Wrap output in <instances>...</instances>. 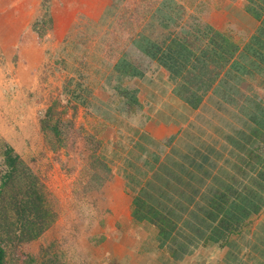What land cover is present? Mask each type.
<instances>
[{"label": "rangeland", "instance_id": "1", "mask_svg": "<svg viewBox=\"0 0 264 264\" xmlns=\"http://www.w3.org/2000/svg\"><path fill=\"white\" fill-rule=\"evenodd\" d=\"M118 2L0 0V137L41 176L58 215L50 230L38 240L23 245L21 250L40 261L50 257L49 249L60 264H104L108 251L122 257V248L117 247L116 251L110 248L115 247L116 238L111 236L109 240V233L105 234L112 210L107 208L109 201L103 199L117 193L107 186L108 177L128 173L130 179L141 181L140 185L129 187L134 190L132 197L145 200L148 185L154 187L150 194L154 206L159 203L158 207L169 213L184 239H193L175 264H220L221 241L209 237L215 227L222 228L223 216L224 221L229 220L228 210L236 214L237 204L230 194L235 195L243 188L240 179L245 171L240 167L243 162L246 167L248 163L255 164L264 175V145L255 143L253 136L254 132L264 131L259 124L264 120V73L261 72L264 64L249 52L254 49L247 40L252 28L244 33L237 26L226 30L238 49L219 69L218 77L204 94L196 85L191 87L192 92L202 95L196 108L185 113L180 105L186 103L176 94L190 65L173 82L165 70L153 65L139 82L126 79L120 84L131 89L135 81L141 89L142 105L132 113L122 109L118 92L113 88L118 84L113 65L129 51L127 46L137 38L136 34L153 39L168 37L173 26H161L163 19L167 22L180 15L181 22L196 19L204 23L205 3L204 0ZM42 17L50 19L51 24L45 25L41 44L20 46L23 33ZM53 18L60 29L73 20L63 39L54 31L51 38L47 36ZM204 45L198 41L197 51ZM217 53L214 60L219 61L221 53ZM232 89L238 90L233 103L226 97V94L233 96ZM98 97L107 99L109 106H95L94 112L92 107L85 110L82 103H93ZM54 104L59 114L51 123L57 125L59 138L53 133L45 137L40 125ZM173 118L176 123L172 122ZM149 123L162 127L181 124L186 129L183 139L190 143V149H168L172 142L166 144L167 149H154L151 141L149 149H139L135 141L145 140L138 139L136 133ZM114 126L128 135L126 144L132 149L118 151L112 140L103 138L110 131L108 127ZM259 178L263 184V177L256 176L254 180ZM226 184L232 190L227 203L226 199L223 202L222 194ZM249 189L254 192L241 198L240 213L249 203L259 202L264 208V202L253 196L259 195L255 194L256 185ZM259 197L263 199L264 195ZM205 209L219 211L217 217L208 218ZM246 221L243 219L241 225H247ZM186 222L190 225H184ZM143 232L139 227L136 235L129 233L133 236L130 245L133 251L137 247L140 255L148 252L141 249L145 241ZM176 237L175 242L181 243L182 238ZM170 253L168 250L159 264H170ZM136 258L132 263L145 262V257Z\"/></svg>", "mask_w": 264, "mask_h": 264}, {"label": "trees", "instance_id": "2", "mask_svg": "<svg viewBox=\"0 0 264 264\" xmlns=\"http://www.w3.org/2000/svg\"><path fill=\"white\" fill-rule=\"evenodd\" d=\"M47 23L50 26L51 21L50 19L45 20L44 17L35 22L29 30L23 33L20 46L40 45L46 33L45 25ZM169 25L173 26V30L170 31L168 37L162 35L163 37L159 39H153L152 36L145 37L141 34L132 42L130 41L127 46L129 51L125 53L123 58L117 59V62L113 65L114 80L118 83L115 86H119L116 87L118 88L116 92H118L119 102H121L123 110L133 113L140 103L138 102L136 90H131L120 84L126 79L143 78L144 74L153 65L164 69L168 73V79L171 82L181 75L187 65H190V69L185 71L182 85L176 89V94L191 109L196 108L201 102L202 95L199 96L197 92H192L191 87L196 85L198 90L203 91L204 94L218 77L219 69L229 61L238 49L231 38L216 33L212 28L204 26L200 22H181L179 18L170 19L167 22L164 19L162 20L161 26L166 28ZM211 33L213 36L210 40H204ZM198 41L205 43L203 49L199 51H197L198 46H196ZM217 52L221 53L219 61L214 60ZM108 80L109 82L112 80V74H110ZM230 93H233V96L226 94V97L228 101L233 103L234 94H237L238 90L232 89ZM58 114L56 104L46 111L45 118L41 120L40 124L45 137L53 133L55 137L59 138L57 125L51 123ZM259 124L264 129V120L260 121ZM253 136L255 143L256 141L259 142L261 144L259 146L262 147L264 145V131L254 132ZM246 140L248 141V139ZM244 171L243 176L249 177L255 174L263 177L262 180H264L262 171H258L257 168L255 172L252 170ZM260 183L262 184V181ZM148 186L149 192H147L145 200L138 199L136 196L133 197L132 220L136 224H145L150 230L152 228L151 232L157 236L162 245L168 242L167 245L170 248L168 250L171 252L170 255L174 257L172 259L180 258L178 256H182L189 249L188 247L192 244L193 239L191 237H185L184 239L182 231L176 228L177 222L168 217L169 213L162 211L158 207L159 203L154 206V201L150 196L154 187ZM224 187L226 191L222 194L232 193L228 184ZM230 195L232 196V194ZM225 199L227 203L229 198L224 197L223 202ZM253 210H258L257 206ZM146 211L149 214H146ZM217 212L219 211H209L208 218L215 219V216L218 215ZM228 215H230L228 221L223 220L224 216L220 220L222 228L219 226L213 230L216 236L212 232L213 235L209 237L210 240L215 242L221 241V247L231 243V236L237 230L235 229L237 226L241 229L245 226H242L239 222L247 217L248 212L243 213L242 211V217L238 218V221L235 218L236 215ZM170 216H174V214ZM57 218L53 199L41 176L22 159L11 145L0 137V264H60L56 257L49 253V249L48 255L50 257L48 256V259H46V256L40 261L32 254L21 250L23 245L38 240L46 231L50 230L56 223ZM184 225L189 226L190 224L186 222ZM176 235L182 238L181 243L175 242L178 241ZM101 240H103V237ZM173 243L177 244L176 247H172ZM168 250L165 251L168 252Z\"/></svg>", "mask_w": 264, "mask_h": 264}, {"label": "crops", "instance_id": "3", "mask_svg": "<svg viewBox=\"0 0 264 264\" xmlns=\"http://www.w3.org/2000/svg\"><path fill=\"white\" fill-rule=\"evenodd\" d=\"M113 2L119 3L118 0H113ZM204 3L205 12L203 18L205 22L200 23L204 26L212 28V30H214L216 33L222 34V36H227V38L229 37L226 30L230 26H237L242 31V33H244L246 29L252 28V32L250 33V36L247 40L248 43H252L254 49L250 50L249 52L253 55L254 58L258 59L261 63L264 64V0H204ZM194 6H197L196 3H194ZM176 18L181 19L180 15H178ZM192 21L199 22L196 19H193ZM73 24V20H68V22L64 24L62 29H60V24H58L56 19L53 18L52 27L50 28L52 30L49 32V34H47V36L51 38V33L52 31H54L63 39L64 34ZM138 36H141V34H139ZM138 36L136 34L137 38ZM212 36L213 34L211 33L204 40L208 41ZM256 70L258 69H255V71ZM261 72L264 73V69ZM134 79L135 81L139 82L142 78H138L139 80L137 78ZM135 81L132 82L133 85L131 84V90H136L138 102L140 103V105H142V99L140 96L141 89L140 87H138V83ZM116 87L119 86L114 85L113 88L115 91H118V88ZM78 88L80 89V87ZM80 102L82 103V100ZM82 105H84L83 107L86 108L85 110H87L88 107H92L91 110H93V112L96 111L95 106H109L107 99H102L101 97H98V100L94 99L93 103L92 101H85V103H82ZM180 106L181 110H183L185 113L191 110V107L188 104L183 103ZM172 122L176 123L174 118L172 119ZM182 127L183 126L181 124L169 125L168 127H162L161 125H155L153 123L146 124L143 131H139L136 133L138 134V139L144 138L145 141L144 143L135 141V146H137L139 149H149L148 142L151 141L153 143L154 149H167L166 144L169 146L170 142H172L171 146L168 149H190V143L183 139V136L186 134V129L184 130L182 129ZM108 128H110V131L109 133L108 131H106L103 138L112 140V144L115 146V149H118V151H123L124 149H132L131 146H128L126 144V142L129 141V137L127 134H124L120 128L115 126ZM110 135H112V137H110ZM187 144L188 146H186ZM177 145L181 146L176 147ZM248 167H246L245 162H243L240 168L242 170H252L253 172H255V164L250 165L248 163ZM255 177V174H253L252 177L243 176V178L240 179V186L243 187L242 190L235 195L232 194L237 204L236 214H234L237 218L242 217V212L240 213L238 211V207L241 206L239 201L241 200V198H245L249 192H254V190L249 189L252 184L256 185L257 187L256 191L258 193L255 194H259L261 195V197L262 195H264V186H262L264 184L260 183V179H257V181L256 179L254 180ZM107 180V186L112 187V189H116L117 193L115 197L114 195H110L106 197V199H103V201H109L107 208L109 211L112 210V220L110 224L108 223V225L106 226L105 234L109 233V240L111 236L112 239L116 238V240H113V244L115 247L112 248L110 246V248L115 249V251L117 247L119 249L122 248L124 250V253L122 257L117 258L110 254V251H108L103 258L104 264H134L135 262H132L134 260H137L136 257H145V262L141 264H159V261L164 260V257L166 256L165 250L170 249L169 245H167L168 242L165 245H162L161 242L157 239V236H155V234L151 232L152 228L150 230L145 226V224H136L132 220V208L134 206V198L132 197V195L134 193V190H130L129 187L133 185H140L141 181L139 182L137 180H132V178L130 179L128 173H114L110 175ZM223 195L225 198H228L230 196L229 194ZM259 195H257V198L255 197V195H253L255 200L264 202V198L262 197L263 199H260ZM233 206L234 205L232 203V207ZM256 206L258 210L254 211L253 209H256ZM258 206L259 205H257V203H249L248 205L245 204L242 207L243 213L248 212L247 217L244 218L245 220H247V225H245L242 229L239 226L235 225L237 226L235 228L237 230L231 236V243L224 245L221 248L223 256L221 258L220 264H264V208ZM186 211L188 210L186 209ZM189 211L192 212L191 210ZM209 211L210 210L205 209L204 215L207 216ZM227 214H230V210L227 211ZM257 217H259V219L254 221V219H256ZM139 227L142 229V231H144L143 233L145 241H143L141 249L148 251L146 255L138 254L139 250H136L137 247H135L133 251V246L130 245L132 242L130 240H132L131 238L133 236L129 235V233L136 235L137 229ZM172 258L174 257L171 256V258H169L171 259L170 264H175L176 260L180 259L175 258L176 260H173Z\"/></svg>", "mask_w": 264, "mask_h": 264}]
</instances>
